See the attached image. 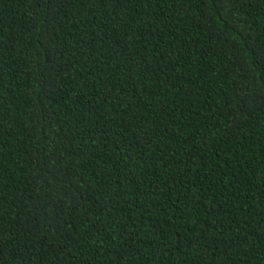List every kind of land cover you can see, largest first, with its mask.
Listing matches in <instances>:
<instances>
[{
	"label": "trees",
	"instance_id": "16d2710c",
	"mask_svg": "<svg viewBox=\"0 0 264 264\" xmlns=\"http://www.w3.org/2000/svg\"><path fill=\"white\" fill-rule=\"evenodd\" d=\"M0 264H264V0H0Z\"/></svg>",
	"mask_w": 264,
	"mask_h": 264
}]
</instances>
